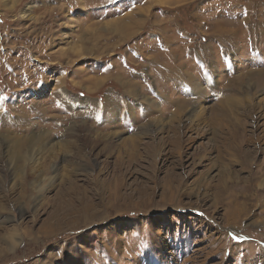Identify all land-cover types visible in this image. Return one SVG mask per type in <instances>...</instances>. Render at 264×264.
<instances>
[{"label": "rangeland", "instance_id": "374dc122", "mask_svg": "<svg viewBox=\"0 0 264 264\" xmlns=\"http://www.w3.org/2000/svg\"><path fill=\"white\" fill-rule=\"evenodd\" d=\"M0 264H264V0H1Z\"/></svg>", "mask_w": 264, "mask_h": 264}, {"label": "bare ground", "instance_id": "6f19581e", "mask_svg": "<svg viewBox=\"0 0 264 264\" xmlns=\"http://www.w3.org/2000/svg\"><path fill=\"white\" fill-rule=\"evenodd\" d=\"M1 1V0H0ZM3 3V2H2ZM173 167V166H172Z\"/></svg>", "mask_w": 264, "mask_h": 264}]
</instances>
